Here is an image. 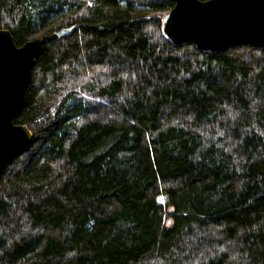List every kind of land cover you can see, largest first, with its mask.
<instances>
[{
    "label": "trees",
    "instance_id": "obj_1",
    "mask_svg": "<svg viewBox=\"0 0 264 264\" xmlns=\"http://www.w3.org/2000/svg\"><path fill=\"white\" fill-rule=\"evenodd\" d=\"M123 1L0 0L16 45L64 6L49 32L76 25L14 118L0 264H264V49L173 45L172 0Z\"/></svg>",
    "mask_w": 264,
    "mask_h": 264
},
{
    "label": "water",
    "instance_id": "obj_2",
    "mask_svg": "<svg viewBox=\"0 0 264 264\" xmlns=\"http://www.w3.org/2000/svg\"><path fill=\"white\" fill-rule=\"evenodd\" d=\"M157 12L162 35L173 45L192 43L202 51L244 45L264 49V0H172ZM62 27L16 45L9 29L0 28V172L31 141L25 124L14 123L30 83L32 68L45 43L71 33Z\"/></svg>",
    "mask_w": 264,
    "mask_h": 264
},
{
    "label": "rangeland",
    "instance_id": "obj_3",
    "mask_svg": "<svg viewBox=\"0 0 264 264\" xmlns=\"http://www.w3.org/2000/svg\"><path fill=\"white\" fill-rule=\"evenodd\" d=\"M89 2H91V1H89ZM118 2H119V5L122 7L125 6V4H126L125 1H123V0H118ZM165 10H167V9H165ZM72 11H73V9L70 10L68 6H64L62 11L59 14L51 15L48 18L47 25H43L41 27H35L33 29L32 33L30 34L29 39L41 37L42 35L50 33L49 32L50 27L57 24L64 16L69 15V13ZM133 11L134 12H144L147 14H154L155 13V11L150 10V8H148L147 6H141L139 4H135ZM160 201L163 202L162 197H160Z\"/></svg>",
    "mask_w": 264,
    "mask_h": 264
},
{
    "label": "bare ground",
    "instance_id": "obj_4",
    "mask_svg": "<svg viewBox=\"0 0 264 264\" xmlns=\"http://www.w3.org/2000/svg\"><path fill=\"white\" fill-rule=\"evenodd\" d=\"M11 160V159H10Z\"/></svg>",
    "mask_w": 264,
    "mask_h": 264
}]
</instances>
